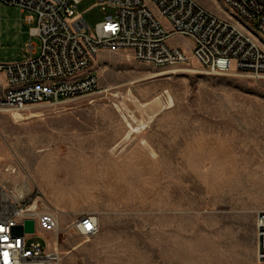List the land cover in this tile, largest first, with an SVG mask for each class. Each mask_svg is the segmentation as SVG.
Wrapping results in <instances>:
<instances>
[{
    "label": "rangeland",
    "instance_id": "rangeland-1",
    "mask_svg": "<svg viewBox=\"0 0 264 264\" xmlns=\"http://www.w3.org/2000/svg\"><path fill=\"white\" fill-rule=\"evenodd\" d=\"M195 1L234 19L220 0ZM75 12L91 30L104 17L94 0H81ZM24 18L0 3V65L39 45ZM167 44L191 48L177 35ZM90 72L98 78L91 94L0 112V184L37 190L56 213L60 264H264L255 257L264 79L210 75L193 60L157 67L121 50L100 51ZM156 98L160 107L151 105ZM29 110L38 116L25 119ZM126 122L138 129L127 138ZM80 216L94 218L92 236L67 231Z\"/></svg>",
    "mask_w": 264,
    "mask_h": 264
},
{
    "label": "built area",
    "instance_id": "built-area-1",
    "mask_svg": "<svg viewBox=\"0 0 264 264\" xmlns=\"http://www.w3.org/2000/svg\"><path fill=\"white\" fill-rule=\"evenodd\" d=\"M80 1L0 0L25 15L29 38L39 42L25 47V59L0 65V112L56 106L93 93L98 78L90 68L102 50L127 51L136 61L157 67L193 60L210 75L264 79V48L252 34L264 39V0H220L234 19L195 0H147L156 16L143 0H94L104 17L92 30L75 12ZM174 35L189 39V51L167 44ZM40 197L37 190L0 184V264L61 263L58 218ZM25 221L33 222V231L16 234L13 228H23ZM67 231L87 238L96 223L91 216H80ZM255 242L256 260L264 263V211L255 218Z\"/></svg>",
    "mask_w": 264,
    "mask_h": 264
},
{
    "label": "bare ground",
    "instance_id": "bare-ground-1",
    "mask_svg": "<svg viewBox=\"0 0 264 264\" xmlns=\"http://www.w3.org/2000/svg\"><path fill=\"white\" fill-rule=\"evenodd\" d=\"M170 96H168V105H170L171 104V99L169 98ZM134 99V98H133ZM160 101H159V99L158 98H156V99H154L153 101H152V103H151V105L153 106H157L158 105V107H160ZM150 105V106H151ZM141 107H147V105H141ZM26 118L25 119H31V118H36L37 116H38V112L37 111H35V110H29L28 112H26ZM25 117V116H24ZM12 118L14 119V121L15 122H17V119H22V115L21 114H19V113H14V114H12ZM125 118V117H124ZM21 122V121H20ZM127 124H128V122H126ZM142 124V123H141ZM128 126H129V132H128V134H126V138L131 134V133H134V132H136L137 133V131H138V129L137 128H135V130H134V128L133 127H131L130 126V124H128ZM140 127V126H139ZM142 127V126H141ZM0 136L3 138V136L1 135V133H0ZM131 136V135H130Z\"/></svg>",
    "mask_w": 264,
    "mask_h": 264
},
{
    "label": "water",
    "instance_id": "water-1",
    "mask_svg": "<svg viewBox=\"0 0 264 264\" xmlns=\"http://www.w3.org/2000/svg\"><path fill=\"white\" fill-rule=\"evenodd\" d=\"M13 231L16 234H21L22 232L31 233L33 231V222L32 221H25L24 227H15Z\"/></svg>",
    "mask_w": 264,
    "mask_h": 264
},
{
    "label": "crops",
    "instance_id": "crops-1",
    "mask_svg": "<svg viewBox=\"0 0 264 264\" xmlns=\"http://www.w3.org/2000/svg\"><path fill=\"white\" fill-rule=\"evenodd\" d=\"M23 25L26 24L24 21L22 22ZM27 25V24H26ZM26 58V57H25ZM24 59V58H23ZM23 59H20V60H6V61H3V63L7 64V63H13V62H18V61H21Z\"/></svg>",
    "mask_w": 264,
    "mask_h": 264
},
{
    "label": "snow or ice",
    "instance_id": "snow-or-ice-1",
    "mask_svg": "<svg viewBox=\"0 0 264 264\" xmlns=\"http://www.w3.org/2000/svg\"><path fill=\"white\" fill-rule=\"evenodd\" d=\"M86 227L89 229V230H91V225L90 224H88V225H86ZM3 231V229L2 228H0V232H2ZM6 239V238H5ZM4 257H5V259H7V257H8V253L7 252H5L4 253Z\"/></svg>",
    "mask_w": 264,
    "mask_h": 264
}]
</instances>
